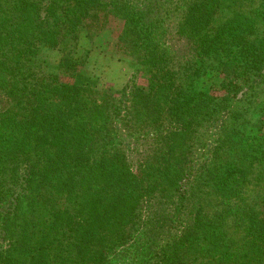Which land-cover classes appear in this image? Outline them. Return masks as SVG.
Wrapping results in <instances>:
<instances>
[{
	"label": "trees",
	"instance_id": "obj_1",
	"mask_svg": "<svg viewBox=\"0 0 264 264\" xmlns=\"http://www.w3.org/2000/svg\"><path fill=\"white\" fill-rule=\"evenodd\" d=\"M240 1L186 0L172 50L150 7L0 0V264H264V107L250 95L264 93V0L250 13ZM219 9L230 12L223 22L212 19ZM108 15L125 22L146 88L95 100L88 86L36 72L42 47L64 54L53 70L76 66L79 35ZM219 69L228 96L215 109L198 84ZM230 112L239 132L217 119ZM122 115L155 138L135 165ZM205 123L222 128L207 143ZM139 233L164 245L144 248Z\"/></svg>",
	"mask_w": 264,
	"mask_h": 264
},
{
	"label": "rangeland",
	"instance_id": "obj_2",
	"mask_svg": "<svg viewBox=\"0 0 264 264\" xmlns=\"http://www.w3.org/2000/svg\"><path fill=\"white\" fill-rule=\"evenodd\" d=\"M133 5H139L140 7H150L154 11V16L160 23L166 27L168 33H163L158 37L159 43H165L167 47L174 49H181V41L175 37V27L177 17L183 8H185L186 0H125ZM240 4L243 5L246 12H252L259 5V0H241ZM221 9L217 10V13L212 18L214 21L223 22L230 12ZM125 22L112 15H108L96 29L88 28L79 35L75 53L73 59L76 61V66L67 59H64L63 66L60 69L53 70V67H57L64 57L58 49H51L42 47L38 53V59L47 63L37 69V73L42 75L43 73L53 72L57 76L58 84H78L80 86L90 87L94 91H98L99 94H93V99L99 100L102 96H105L107 100L117 101L123 100L121 93L124 90H128L130 87L135 86L137 88H146L148 86L149 75L138 64L140 59V52L136 47H132V38L126 35ZM136 40V39H135ZM72 47H67L66 50H70ZM185 48V47H184ZM181 51V53L184 52ZM48 69H47V68ZM50 69V70H49ZM225 70L219 69L216 71H208L206 75L200 80L198 88L201 92L210 97L212 106L218 109L223 100L228 96L225 91L219 90L218 85L223 79ZM261 94L259 100L255 102L256 107H264V93L261 90L254 89L251 94ZM248 96V94L246 95ZM233 104V103H232ZM234 106V104L232 105ZM236 109V108H233ZM233 111V110H232ZM219 112V111H218ZM252 112V111H251ZM250 115L253 120L258 116L257 114ZM229 114L219 113L217 115L218 121L226 123V129L228 131L236 130L239 132V126L234 121H226L227 117H231ZM122 115L119 123L122 135L121 139L125 140L126 155L130 161L135 165L139 156L153 147L155 144V138L151 137L150 131L140 129L136 126V132L131 131L127 126V117ZM264 123V121H263ZM199 131L200 140L204 143L210 141L218 132L222 131V128H217L215 124L205 123ZM213 126V127H210ZM260 133L264 134V124ZM129 135H132L129 137ZM203 150H196V155L200 158ZM133 166V165H132ZM246 203H249L250 199L255 196V189L249 187L245 191ZM136 240L141 242L144 248L155 247L158 250L159 245H164L162 239H157L154 244H150L151 239L149 235L137 234ZM138 247V245L136 246ZM135 252L134 250L131 251ZM142 253L138 252L137 254ZM123 259V258H122ZM120 255L117 256V264L122 261ZM126 261V260H125ZM143 258L133 261L132 264H143Z\"/></svg>",
	"mask_w": 264,
	"mask_h": 264
}]
</instances>
